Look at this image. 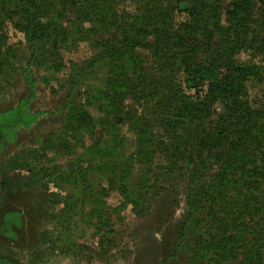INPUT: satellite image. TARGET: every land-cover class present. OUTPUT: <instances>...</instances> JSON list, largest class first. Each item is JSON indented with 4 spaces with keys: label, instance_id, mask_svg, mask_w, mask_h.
<instances>
[{
    "label": "rangeland",
    "instance_id": "rangeland-1",
    "mask_svg": "<svg viewBox=\"0 0 264 264\" xmlns=\"http://www.w3.org/2000/svg\"><path fill=\"white\" fill-rule=\"evenodd\" d=\"M41 1L49 32L36 48L53 56L43 63V58L30 63V41L16 26L21 16L10 12L14 5L4 10L0 5V264H201L197 251H207L206 225L216 207L207 204L189 218L195 156L179 154L166 173L151 153L155 148L144 143L150 133L159 140L163 134L150 127V98L107 99L109 67L83 69L98 52L96 42L119 32L99 27L94 41H80L72 30L77 14L65 0ZM111 1L119 14L140 11L136 0ZM168 20L177 37L195 49L194 64L213 61L204 47L208 35L188 12H173ZM254 20L258 41V35L264 38L262 0H254ZM137 51L141 62L130 75L160 79L153 49ZM235 59L260 66L262 81L249 82L247 89L252 106L264 108V43L239 50ZM179 76L183 80V71ZM203 86L188 92L208 95L207 83ZM120 104L124 107L117 109ZM212 108L220 112V101ZM78 109L91 121L80 124ZM242 261L233 255L224 264ZM203 264L214 263L209 256Z\"/></svg>",
    "mask_w": 264,
    "mask_h": 264
},
{
    "label": "trees",
    "instance_id": "trees-1",
    "mask_svg": "<svg viewBox=\"0 0 264 264\" xmlns=\"http://www.w3.org/2000/svg\"><path fill=\"white\" fill-rule=\"evenodd\" d=\"M136 1L140 4L136 14H119L111 0L64 1L77 14L72 30L78 40L94 41L100 28L119 32L112 39L96 42L98 52L83 69L103 63L109 67L112 76L106 78L109 85L103 92L107 99L118 102L125 94L150 98V127L161 128L163 134L159 140L150 133L144 143L155 148L151 153L158 155L166 173H172L179 154L190 151L195 156L189 170L188 213L195 218L207 204L216 207L206 225L211 261L224 264L238 255L244 264H264V108L252 106L247 89L249 82L262 81L263 74L257 64H238L235 59L239 50L264 43L259 35L255 41L254 0H228L227 4L221 0H215L216 4L210 0ZM0 5L3 10L14 5L10 12L21 16L16 26L30 41V63L53 58L49 53L39 54L36 48L48 37L49 24L43 20L46 3L0 0ZM176 11L188 12L194 25L208 35L204 47L213 61L194 64L195 49L179 39L169 23L168 16ZM87 21L92 25L84 26ZM148 36L154 37L153 43ZM138 48L153 49L160 60V79L146 81L130 75L141 62ZM215 63L222 66L223 74ZM3 67L0 55V73ZM205 83L208 95L188 92L206 87ZM215 101H220V112L212 108ZM75 116L82 125L91 121L81 109ZM198 249L203 264L209 256Z\"/></svg>",
    "mask_w": 264,
    "mask_h": 264
}]
</instances>
